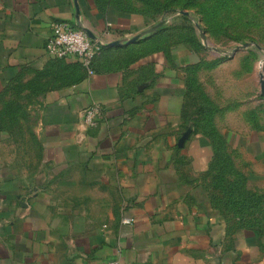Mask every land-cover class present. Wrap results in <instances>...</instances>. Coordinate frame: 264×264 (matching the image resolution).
Instances as JSON below:
<instances>
[{
  "label": "crops",
  "instance_id": "crops-1",
  "mask_svg": "<svg viewBox=\"0 0 264 264\" xmlns=\"http://www.w3.org/2000/svg\"><path fill=\"white\" fill-rule=\"evenodd\" d=\"M173 17L153 28L114 0H0V99L19 84L39 99L33 155L0 121V264H264L259 235L212 186L219 136L233 169L264 190V129L244 121L241 92L220 110L197 74L203 53ZM54 21L106 44L142 36L104 47L88 73L46 52ZM193 81L216 107L209 127Z\"/></svg>",
  "mask_w": 264,
  "mask_h": 264
},
{
  "label": "rangeland",
  "instance_id": "rangeland-1",
  "mask_svg": "<svg viewBox=\"0 0 264 264\" xmlns=\"http://www.w3.org/2000/svg\"><path fill=\"white\" fill-rule=\"evenodd\" d=\"M119 1L120 6L130 9L150 10L155 13L152 19L157 23L164 20L168 24L173 16L179 19L186 16L180 11H187L190 28L202 46L200 50L204 62L197 74L198 77L207 78L210 96L213 98L218 95L216 98L224 106L220 110L227 111L240 105L235 104L231 96L241 92L239 99L242 98L244 121L250 126L264 129V96L260 93L259 76L262 72L264 78V0ZM161 12L164 13L160 14ZM244 43H249L250 47L230 54L232 49ZM254 43L259 44L261 49H256ZM208 45L219 48L222 52L213 51L207 48ZM17 87L21 91L13 92L12 88L0 99V121L10 140L14 142V148L25 158L33 155L34 151L36 153L32 140L35 138L33 131L38 119L34 106L39 104V99L23 94V85L19 84ZM201 88L208 96L204 86ZM32 165L36 163H29V168ZM242 188L258 194V218L261 220L258 235L264 244V190H261V186L257 189L250 188L246 177Z\"/></svg>",
  "mask_w": 264,
  "mask_h": 264
},
{
  "label": "trees",
  "instance_id": "trees-1",
  "mask_svg": "<svg viewBox=\"0 0 264 264\" xmlns=\"http://www.w3.org/2000/svg\"><path fill=\"white\" fill-rule=\"evenodd\" d=\"M118 2L121 1L114 0L116 7L124 11L140 12L150 18H152L155 14L151 13L148 9H130L126 6H120ZM164 12H161L160 14ZM180 19L182 20L180 27L183 28V35L187 36L188 34H190V36L188 37L190 44H192V46L196 49H201V44L197 41L195 33L190 28L188 17L181 16ZM103 50L104 47L102 48L101 52ZM197 67L198 64L190 67V70L194 72ZM192 85L194 86L192 87V90H194L196 100L200 99L202 102L200 106V113L202 116L201 119H203L205 123L208 122L205 126L209 127L211 126V124H208L211 123V117L216 107L207 98V96L202 93L200 88L195 85L194 81L192 82ZM210 131L212 133L215 132L213 129H211ZM215 153L216 154L212 165V171L214 173V177L212 178V186L218 191V194L214 197L216 199V204L220 205V207L225 208L227 210V213L239 216L243 227L253 229L258 234V227H260L261 221L258 218V211H260L258 201L259 197H257L258 194L245 191L242 188L243 180L245 179V177L233 169L229 154L226 152L223 141L219 138V136H217V146Z\"/></svg>",
  "mask_w": 264,
  "mask_h": 264
},
{
  "label": "built area",
  "instance_id": "built-area-1",
  "mask_svg": "<svg viewBox=\"0 0 264 264\" xmlns=\"http://www.w3.org/2000/svg\"><path fill=\"white\" fill-rule=\"evenodd\" d=\"M52 33L46 43V52L55 59L73 57L92 73V63L102 48L106 45L101 38L90 36L82 28H74L64 21H54L51 25ZM84 122L93 125L96 118L94 108H86L84 111ZM132 217H123L122 223L131 224ZM108 264H122L115 259Z\"/></svg>",
  "mask_w": 264,
  "mask_h": 264
},
{
  "label": "water",
  "instance_id": "water-1",
  "mask_svg": "<svg viewBox=\"0 0 264 264\" xmlns=\"http://www.w3.org/2000/svg\"><path fill=\"white\" fill-rule=\"evenodd\" d=\"M180 13L183 14V15H186V16L189 15V13H188L187 11H180ZM164 22H165L164 20L159 21L156 25H154L153 28H157V27L161 26ZM196 26H197L198 30L200 31L199 25L197 24ZM150 30H152V29H150ZM146 32H147V31H146ZM87 33H89V32L87 31ZM200 35H201V37L203 38V34H202L201 31H200ZM141 36H142V33H141V34L134 35L133 37H131V38H129V39H120V40H116V41H113V42L107 43L104 47H110V46H117V47H119V46H122V45H124V44L132 43V42L138 40ZM253 45H254V47H255L256 49H258V50L261 49V46H260L259 44L254 43ZM248 47H250V44H249V43H244V44H242V45H238V46H236L234 49H232V51H231L230 54L233 55V54H235L237 51H239V50H241V49L248 48ZM207 48H209V49H211V50H213V51L222 52L221 49L216 48V47H213V46H209V45H208ZM263 64H264V60H263ZM259 76H260V93L264 96V78H263V73L260 72Z\"/></svg>",
  "mask_w": 264,
  "mask_h": 264
}]
</instances>
